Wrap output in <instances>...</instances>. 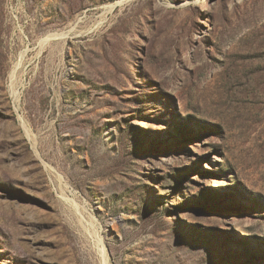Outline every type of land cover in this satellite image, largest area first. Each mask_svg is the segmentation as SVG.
<instances>
[{"label": "rangeland", "instance_id": "rangeland-1", "mask_svg": "<svg viewBox=\"0 0 264 264\" xmlns=\"http://www.w3.org/2000/svg\"><path fill=\"white\" fill-rule=\"evenodd\" d=\"M0 264H264V0H0Z\"/></svg>", "mask_w": 264, "mask_h": 264}, {"label": "bare ground", "instance_id": "bare-ground-1", "mask_svg": "<svg viewBox=\"0 0 264 264\" xmlns=\"http://www.w3.org/2000/svg\"><path fill=\"white\" fill-rule=\"evenodd\" d=\"M61 37H65V35H64V34H62V36H61ZM29 133H31V132H29ZM29 133H28V134H29ZM28 136H30V135H28ZM34 138H35V136H34ZM32 139H33V138H32ZM57 181H58V180H57ZM58 182H59V181H58Z\"/></svg>", "mask_w": 264, "mask_h": 264}]
</instances>
